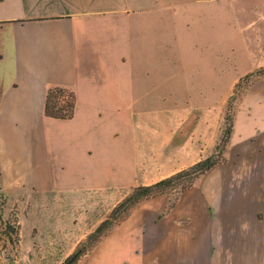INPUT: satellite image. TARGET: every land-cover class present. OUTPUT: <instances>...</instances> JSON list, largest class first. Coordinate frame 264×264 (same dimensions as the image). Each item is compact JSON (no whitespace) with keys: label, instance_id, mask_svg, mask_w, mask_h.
<instances>
[{"label":"crops","instance_id":"obj_1","mask_svg":"<svg viewBox=\"0 0 264 264\" xmlns=\"http://www.w3.org/2000/svg\"><path fill=\"white\" fill-rule=\"evenodd\" d=\"M258 2L0 0V156L10 189L92 178L115 196L207 157L212 108L164 100L180 97V83H204L194 98H211L213 84L264 64ZM235 50L250 64L230 69ZM51 86L74 92L70 118L45 115ZM198 113L208 116L203 126ZM230 141L228 160L168 211L162 195L157 208L134 209L76 264H264V108L237 112Z\"/></svg>","mask_w":264,"mask_h":264},{"label":"rangeland","instance_id":"obj_2","mask_svg":"<svg viewBox=\"0 0 264 264\" xmlns=\"http://www.w3.org/2000/svg\"><path fill=\"white\" fill-rule=\"evenodd\" d=\"M248 3L252 5L251 1ZM257 5L261 9L260 12L263 11L264 3L258 2ZM245 14H254V11L252 13L249 7ZM257 53L255 50V55ZM228 59L231 61H229L230 69L232 66L233 69L240 66L239 64L249 65L251 62L242 50L229 52ZM263 60L264 57L260 59V61ZM235 62L237 64H234ZM233 74L230 72L228 76L233 77ZM178 85L180 86V97L166 98L165 107L196 108L198 112L211 107L212 133L207 136V142L213 141V147L208 156L211 155L217 161L216 164L225 163L229 158L230 135L235 114L252 108H264V64L258 65L253 70H246L235 81L213 84L214 93L211 98H194L195 94L204 91V83H180ZM205 117L208 116L197 114V121L201 122L202 126ZM135 118L134 127L137 126L135 123L140 116L135 115ZM134 130L137 129L134 128ZM202 149L205 151L204 147ZM91 166L92 163H86L85 171H89ZM204 173L194 178L190 186L198 180L204 182ZM132 178V182L141 179L137 174ZM94 181L92 178H64L63 184L60 183V185L41 188L23 184L13 191L5 177L0 156V264H60L79 243L86 240L88 234L103 219L109 216L112 208L124 196L136 186L156 182L135 183L130 189L128 187L124 189L127 190L126 195L122 190L123 193L120 192L114 196L119 189L115 186L112 188L95 187ZM111 181L113 183L114 179ZM183 183L184 179L173 180L172 184L162 189L163 192L141 198L127 212L120 214L112 226L128 217L136 208L141 211L151 207L157 208L160 195L166 199L164 211H168L190 187L182 188ZM163 213L159 210L157 219L161 218ZM110 228L104 234L108 233ZM94 244L88 250H91Z\"/></svg>","mask_w":264,"mask_h":264},{"label":"trees","instance_id":"obj_3","mask_svg":"<svg viewBox=\"0 0 264 264\" xmlns=\"http://www.w3.org/2000/svg\"><path fill=\"white\" fill-rule=\"evenodd\" d=\"M74 105L75 95L71 89L64 86H51L46 90L44 98L45 115L55 118H70L73 115ZM216 163L217 161L210 155L152 184L136 186L112 208L109 216L103 219L98 226L88 234L86 240L79 243L60 264H76L80 257L112 226L119 218V215L127 212L141 198L163 192L162 189L168 184H172L173 180L176 179H184V183L181 187L186 188L190 186L194 178L210 169Z\"/></svg>","mask_w":264,"mask_h":264}]
</instances>
